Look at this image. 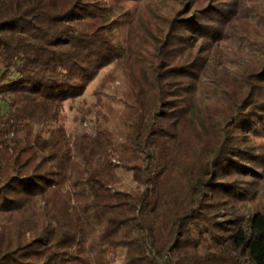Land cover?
<instances>
[{"label": "trees", "instance_id": "16d2710c", "mask_svg": "<svg viewBox=\"0 0 264 264\" xmlns=\"http://www.w3.org/2000/svg\"><path fill=\"white\" fill-rule=\"evenodd\" d=\"M238 13L0 0V264H264V13ZM108 69L72 137L64 104Z\"/></svg>", "mask_w": 264, "mask_h": 264}, {"label": "rangeland", "instance_id": "374dc122", "mask_svg": "<svg viewBox=\"0 0 264 264\" xmlns=\"http://www.w3.org/2000/svg\"><path fill=\"white\" fill-rule=\"evenodd\" d=\"M262 4H264V0H237V5L239 7V12H240L238 13V16L240 17L242 16L241 14L246 13L245 19H247L246 16L248 15L254 16L256 12L264 13V6H262ZM254 20H257V18L251 19L249 21L245 20V22H248L249 24L251 23L259 27V23L257 22L254 23ZM142 23L144 24V21H142ZM235 24L236 22L227 26L228 37L223 44L220 43V45H218V48L221 50L220 53L221 55L217 57L218 69L222 70L227 74L235 72L239 67V65L247 64L251 61L248 59L244 60L242 56H240L238 60L236 59L231 60L232 56H226V53L228 55H232L227 51H234V52L237 51V48L234 45L235 36L232 37L234 34L238 33L237 31H239V29L235 27L236 26ZM241 30H245V29L241 28ZM248 31L250 32L248 36L251 37L249 39L253 41V39L256 38L255 28L253 26L249 27ZM256 40H259V38L257 37ZM105 72H109V69L101 72L98 78L89 86L86 94L83 97L75 101H68L63 106L62 123L65 126L68 133L71 134V136L74 138L79 137L85 133L88 134L94 133V126L92 120L89 117L84 118L83 112L95 101V98L93 96V91L97 86L99 79L104 75ZM120 172L123 176L124 188L128 190L135 189L136 184L133 181L132 174L124 170H121Z\"/></svg>", "mask_w": 264, "mask_h": 264}]
</instances>
